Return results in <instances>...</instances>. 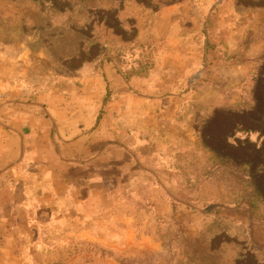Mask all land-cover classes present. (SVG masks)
I'll return each mask as SVG.
<instances>
[{
    "label": "rangeland",
    "instance_id": "374dc122",
    "mask_svg": "<svg viewBox=\"0 0 264 264\" xmlns=\"http://www.w3.org/2000/svg\"><path fill=\"white\" fill-rule=\"evenodd\" d=\"M13 101L100 173L89 214L0 210V264H264V0H0Z\"/></svg>",
    "mask_w": 264,
    "mask_h": 264
},
{
    "label": "crops",
    "instance_id": "0c3cea01",
    "mask_svg": "<svg viewBox=\"0 0 264 264\" xmlns=\"http://www.w3.org/2000/svg\"><path fill=\"white\" fill-rule=\"evenodd\" d=\"M64 119L53 115L48 102L13 101L0 109L1 211L7 208L12 214L25 215L42 211L55 216L89 214V202L97 197L91 184L100 173L95 166L100 154L93 156L95 159L90 157V129L77 125L68 132L69 121ZM69 133L73 136L67 139ZM79 145H85V150L67 155V149Z\"/></svg>",
    "mask_w": 264,
    "mask_h": 264
}]
</instances>
